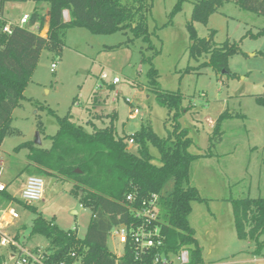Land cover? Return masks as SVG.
Wrapping results in <instances>:
<instances>
[{
    "label": "rangeland",
    "instance_id": "obj_1",
    "mask_svg": "<svg viewBox=\"0 0 264 264\" xmlns=\"http://www.w3.org/2000/svg\"><path fill=\"white\" fill-rule=\"evenodd\" d=\"M197 1L154 0L148 20L150 42L136 38L130 31L95 34L74 27L67 31L61 54L44 51L25 90V99L13 113L14 133L0 146L1 182L10 194L22 200L21 186L34 175L27 167L29 150L19 147L28 142L42 149L51 147L45 135H55L59 125L49 110L60 118L70 112L74 123L87 132H92V124L98 129L108 126L116 116L114 123L121 136H133L142 127L151 126L161 138H173L174 112L148 89L149 73L154 68L161 89L183 95L179 123L193 140L190 152L202 156L191 170V184L202 202L193 203L189 222L202 248L203 264H264V245L259 249L256 243L238 238L231 204L232 200L264 197V106L257 101L264 97V56L260 54L264 53V36L246 37L248 32L256 34L264 28V17L230 0L206 23H194L199 38H208L214 32L215 47L229 41L238 43L244 53L229 59L230 75L219 74L206 64L207 56H191L188 24ZM35 9L46 16L40 34L47 37L46 3L10 0L5 4L4 18L9 24L20 25L21 18ZM31 30L38 32L37 28ZM53 63H57L55 73L51 71ZM226 112L233 117L223 123L221 137H216L215 124ZM38 134L41 145L37 144ZM128 144L129 150L137 153V146ZM150 153L159 157L154 146ZM43 180V199L29 205L36 211L14 201L0 202V209L13 208L20 215L2 231L4 234L18 235L28 249L46 251L49 242L32 232L38 216L83 238L92 212L71 195L69 182ZM108 248L114 254L122 253L111 236ZM172 260L180 264L175 257Z\"/></svg>",
    "mask_w": 264,
    "mask_h": 264
},
{
    "label": "trees",
    "instance_id": "obj_2",
    "mask_svg": "<svg viewBox=\"0 0 264 264\" xmlns=\"http://www.w3.org/2000/svg\"><path fill=\"white\" fill-rule=\"evenodd\" d=\"M8 1L0 0V146L5 137L14 133L11 127L13 113L25 99V90L43 52L49 50L61 54L69 29L81 27L95 34L130 31L136 38L151 41L148 20L154 0H21L49 5L47 37L40 34L46 16L37 9L30 15L29 24L23 27L9 24L4 18V7ZM228 1L198 0L194 4L188 31L192 42L191 56L201 58L205 55L208 57L206 64L215 72L230 75L229 59L244 55L239 44L227 41L215 47L214 32L208 38H199L194 27L195 22L206 23L210 15ZM234 2L245 11L264 17V0ZM65 11L68 12V20L64 18ZM7 25L11 28L10 33L4 31ZM35 26H38V32L31 30ZM263 36L264 28L256 34L248 32L246 35L253 39ZM260 54L264 56V53ZM158 77L157 71L152 68L148 89L164 107L174 112L171 122L173 138H161L151 126L142 127L133 136H121L114 123L116 116L108 126L98 129L93 125L92 132H87L74 123L70 112L60 118L49 110L57 117V133L45 135L42 123L38 124V128L45 139L51 141V147L42 149L33 142L19 147L29 150L27 167L34 176L69 182L71 195L92 212L83 238H79L76 231L61 230L42 216L34 220L32 232L42 235L50 244L47 264L70 260L69 255L73 252L82 258L84 264H152L155 251L140 261L136 260L133 248L127 246L124 256L118 258L109 250L108 241L115 227L138 223L135 212L140 209L143 200L153 195L159 197V219L154 224L160 227L164 249L174 255L187 250L190 253L189 264L204 263L202 248L189 222L193 203L202 202L197 188L191 184L192 166L202 156L190 152L193 140L188 129L182 128L179 123L183 95L161 89ZM257 101L264 106V97ZM232 117L228 112L219 117L215 124L216 137H221L223 123ZM130 140L137 146V153L129 150ZM151 146L159 151L157 159L150 153ZM130 194L136 198L134 203L127 202ZM12 201L31 208L7 190L0 192V202ZM231 204L238 238L262 248L264 197L232 200ZM15 238L19 240L18 235Z\"/></svg>",
    "mask_w": 264,
    "mask_h": 264
},
{
    "label": "built area",
    "instance_id": "obj_3",
    "mask_svg": "<svg viewBox=\"0 0 264 264\" xmlns=\"http://www.w3.org/2000/svg\"><path fill=\"white\" fill-rule=\"evenodd\" d=\"M64 18L68 20V12H64ZM30 15H24L21 18V27L29 24ZM38 30V26H35ZM4 31L10 33L9 25L4 27ZM47 33V30H46ZM57 63L52 64L51 71L55 73ZM114 83H118L115 79ZM127 103H130L127 101ZM131 104V103H130ZM138 114V110L132 111ZM134 144L133 140L129 141ZM44 180L37 176H31L27 179L24 188L21 190V199L27 205H32L43 199L44 196ZM7 189V186L0 182V192ZM135 196L130 194L127 196V202L134 203ZM2 216H7L11 221L20 219L18 212L11 208L8 211L0 210ZM137 224L130 225L122 224L115 227L110 236L115 238L121 246L122 253L116 254L121 258L125 254L127 246H131L134 250L136 260L144 261L149 257L151 251H155L152 259V264H173L172 257H175L180 264L190 263V253L187 250H182L178 255L167 252L164 249V237L161 235L159 225L154 224L159 219V197L153 195L142 201L140 209L135 212ZM4 228L0 226V251L6 249L5 253L0 252V264H47L46 260L50 253L42 251L39 248L28 249L20 240L15 237L4 234ZM70 260H64L57 264H84L82 258L78 257L76 253H70Z\"/></svg>",
    "mask_w": 264,
    "mask_h": 264
},
{
    "label": "crops",
    "instance_id": "obj_4",
    "mask_svg": "<svg viewBox=\"0 0 264 264\" xmlns=\"http://www.w3.org/2000/svg\"><path fill=\"white\" fill-rule=\"evenodd\" d=\"M46 29V28H45ZM47 30V29H46ZM92 125H94V124H92ZM95 126V125H94ZM96 127V126H95ZM1 164H3L2 162H1ZM0 182H1V174H0ZM56 182V181H55ZM1 183H3V184H5L4 182H1ZM6 185V184H5ZM7 186V185H6ZM24 186H25V184H23L22 186H21V190L24 188ZM6 190H8V186H7V189ZM21 190H20V192H21ZM1 210V209H0ZM73 213H75V211H73ZM14 222H16V220L15 221H11L7 216H2V214H1V216H0V226L2 227V228H4V229H6V228H8L9 227V225L10 224H14ZM21 242V241H20Z\"/></svg>",
    "mask_w": 264,
    "mask_h": 264
},
{
    "label": "water",
    "instance_id": "obj_5",
    "mask_svg": "<svg viewBox=\"0 0 264 264\" xmlns=\"http://www.w3.org/2000/svg\"><path fill=\"white\" fill-rule=\"evenodd\" d=\"M37 137H38L37 144H38V145H41V140L39 139V134L37 135ZM55 181H56V180L54 179L53 182H55Z\"/></svg>",
    "mask_w": 264,
    "mask_h": 264
}]
</instances>
